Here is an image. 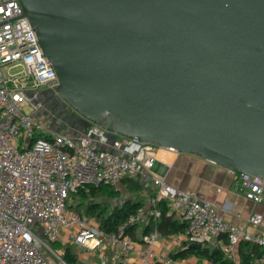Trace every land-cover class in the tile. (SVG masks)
Here are the masks:
<instances>
[{"label": "water", "instance_id": "obj_1", "mask_svg": "<svg viewBox=\"0 0 264 264\" xmlns=\"http://www.w3.org/2000/svg\"><path fill=\"white\" fill-rule=\"evenodd\" d=\"M20 3L86 123L264 176V0Z\"/></svg>", "mask_w": 264, "mask_h": 264}, {"label": "built area", "instance_id": "obj_2", "mask_svg": "<svg viewBox=\"0 0 264 264\" xmlns=\"http://www.w3.org/2000/svg\"><path fill=\"white\" fill-rule=\"evenodd\" d=\"M17 65L23 68L10 71ZM57 86V74L23 16L20 0H0V264H50L42 248L60 241L65 231L79 248L90 251L108 244L115 264H135L138 242L128 229L151 223L154 228L143 235L146 248L138 254L140 262L148 264L156 256L153 245L160 236L162 200L168 214L186 222L180 232L185 243L221 238L228 256L242 241L264 245L260 232L225 220L213 203L192 190L173 187L156 174L157 148L179 152L173 148L118 134L110 146L126 155L100 149L98 145L109 143L106 129L96 123L80 136L46 127L43 132L49 137H35L42 128L35 116L42 107L41 100L36 102L39 91ZM237 172V189L252 201L264 200V176ZM139 175H149L152 181L148 205L139 206L116 231L105 232L93 219L68 207L80 188L101 183L117 186L124 178ZM262 221L260 212L248 219L254 227ZM257 261L264 264V254Z\"/></svg>", "mask_w": 264, "mask_h": 264}, {"label": "crops", "instance_id": "obj_3", "mask_svg": "<svg viewBox=\"0 0 264 264\" xmlns=\"http://www.w3.org/2000/svg\"><path fill=\"white\" fill-rule=\"evenodd\" d=\"M156 152L157 161L154 169L157 175L164 176L166 181L173 187L192 190L200 199L213 203L225 220L245 226L250 232H260L264 236V200L261 202L252 201L237 189L236 185L239 180L237 171H232L214 163L197 153L173 152L162 148H157ZM135 178L143 183V189L140 192L129 191L123 183L121 186L118 184L116 187L123 192L122 196L125 199L135 198L139 194L144 198V205L147 206L153 191L152 181L148 177L141 178L137 176ZM144 190H146V193H144ZM124 191L130 192V194H124ZM254 212L263 214L262 224L257 227L248 222L249 217ZM149 224H136L133 234H130L138 242L137 251L134 254L135 264H142L138 259V254L146 248L143 235L145 234V226ZM67 235L68 233L65 231L60 241L63 243L72 242L68 240ZM184 243L180 232L172 235L160 233L158 240L153 245L156 256L150 259L148 264H213L210 260L199 258L196 255L173 258L171 253L182 248ZM214 245L222 246L221 238H213L203 244V246ZM77 251L86 264L116 263L114 254L108 244L90 251L78 247ZM229 257L234 260L235 264H239V247Z\"/></svg>", "mask_w": 264, "mask_h": 264}, {"label": "trees", "instance_id": "obj_4", "mask_svg": "<svg viewBox=\"0 0 264 264\" xmlns=\"http://www.w3.org/2000/svg\"><path fill=\"white\" fill-rule=\"evenodd\" d=\"M35 137H49V135L44 132H39L35 133ZM122 182L127 186L129 191L140 192L143 189V183L135 177L124 178ZM121 196L122 191L115 185L101 183L98 186L80 188L74 194L75 202L69 204L68 207L81 213L79 209L82 203L86 202L84 215L96 221L103 231L113 232L139 206L144 205V198L139 194L135 198H126L122 203L114 202ZM159 209L161 210V216L157 223V228L161 234L172 235L185 230V221L167 213L168 207L165 200L159 202ZM135 226L128 229L129 234H133ZM153 228V224L146 225L144 233H148ZM189 245L190 243H184L182 248L171 253V256L173 258H185L190 255H196L199 258L210 260L213 264H235L234 260L219 245L203 246L201 249H196ZM60 246L63 249L62 259L66 264H86L80 258L77 251L78 246L74 243H62ZM238 247L239 264H260L257 259L264 254V245L250 241H242Z\"/></svg>", "mask_w": 264, "mask_h": 264}, {"label": "rangeland", "instance_id": "obj_5", "mask_svg": "<svg viewBox=\"0 0 264 264\" xmlns=\"http://www.w3.org/2000/svg\"><path fill=\"white\" fill-rule=\"evenodd\" d=\"M23 67L21 65L12 66L10 68V71L15 70H21ZM48 92V96L46 97L45 101L41 100V94L42 92ZM42 102V107L36 111L35 116L36 119L39 121V123L42 125V128H38V132H43L44 128H48L52 132H59V133H71L75 136H80L83 133H89L90 129L94 126V123L89 121L86 123L85 118L79 115L73 108H71L69 105H67L65 102L62 103L59 101H63L57 93L56 90L49 89V88H43L39 91V99L36 100V102L40 101ZM52 101H57L58 105H54ZM28 111H31L30 108H27ZM51 114V115H49ZM105 134L108 137V143L106 144H100L98 147L100 149H108L110 151H113L117 154H124L118 150H115L110 145L113 144V142L118 139L119 135L115 134L111 130L106 129ZM92 137L98 138V135L96 133L92 134ZM126 155V154H124ZM141 178L148 177L150 180L149 175H139ZM123 182H120L119 185L121 186ZM130 194L128 191H124V194ZM144 193H146V190H144ZM123 195V192H122ZM125 197L121 196L116 201V203H122L124 201ZM109 201V200H108ZM85 204L86 202L82 203L80 207L81 213H79L77 210L76 213H79L81 215H84L85 213ZM108 204V202H107ZM75 210V209H74ZM94 221V220H93ZM96 223V221H94ZM43 237V235H42ZM63 242L56 241L49 243L48 246L42 248V252L45 255L46 259L49 261L50 264H66L62 259V252L63 249L60 246ZM69 243V242H67ZM72 243V242H70ZM75 248H77L75 246Z\"/></svg>", "mask_w": 264, "mask_h": 264}, {"label": "flooded vegetation", "instance_id": "obj_6", "mask_svg": "<svg viewBox=\"0 0 264 264\" xmlns=\"http://www.w3.org/2000/svg\"><path fill=\"white\" fill-rule=\"evenodd\" d=\"M41 95H42V96H41V100H42V101H45V100H46V97L48 96V92H47V91L42 92ZM59 101L62 103V105H64V104H63L64 101H61V100H59ZM52 103H53L54 105H58V104H57V101H52Z\"/></svg>", "mask_w": 264, "mask_h": 264}]
</instances>
